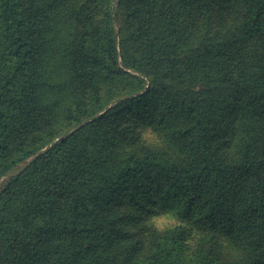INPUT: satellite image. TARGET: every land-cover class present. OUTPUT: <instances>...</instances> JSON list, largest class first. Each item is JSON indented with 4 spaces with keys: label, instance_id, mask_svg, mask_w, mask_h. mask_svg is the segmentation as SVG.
I'll list each match as a JSON object with an SVG mask.
<instances>
[{
    "label": "trees",
    "instance_id": "16d2710c",
    "mask_svg": "<svg viewBox=\"0 0 264 264\" xmlns=\"http://www.w3.org/2000/svg\"><path fill=\"white\" fill-rule=\"evenodd\" d=\"M0 264H264V0H0Z\"/></svg>",
    "mask_w": 264,
    "mask_h": 264
},
{
    "label": "rangeland",
    "instance_id": "374dc122",
    "mask_svg": "<svg viewBox=\"0 0 264 264\" xmlns=\"http://www.w3.org/2000/svg\"><path fill=\"white\" fill-rule=\"evenodd\" d=\"M174 223H176L175 215L171 212L164 211H158L149 220V224L158 229H165Z\"/></svg>",
    "mask_w": 264,
    "mask_h": 264
},
{
    "label": "clouds",
    "instance_id": "9594fccd",
    "mask_svg": "<svg viewBox=\"0 0 264 264\" xmlns=\"http://www.w3.org/2000/svg\"><path fill=\"white\" fill-rule=\"evenodd\" d=\"M228 255L235 260H240L242 259L243 253L240 249L234 248V247H229L228 249Z\"/></svg>",
    "mask_w": 264,
    "mask_h": 264
}]
</instances>
